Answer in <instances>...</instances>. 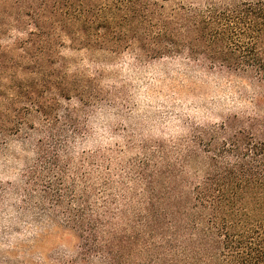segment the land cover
I'll return each mask as SVG.
<instances>
[{"label": "trees", "instance_id": "obj_1", "mask_svg": "<svg viewBox=\"0 0 264 264\" xmlns=\"http://www.w3.org/2000/svg\"><path fill=\"white\" fill-rule=\"evenodd\" d=\"M0 38L22 81L0 94V142L26 110L38 138L23 185L76 234L68 264H264V0H0ZM65 51L236 74L252 111L128 163L77 150L100 74L79 76Z\"/></svg>", "mask_w": 264, "mask_h": 264}, {"label": "rangeland", "instance_id": "obj_2", "mask_svg": "<svg viewBox=\"0 0 264 264\" xmlns=\"http://www.w3.org/2000/svg\"><path fill=\"white\" fill-rule=\"evenodd\" d=\"M4 45L0 38V94L7 100L22 81ZM65 56L79 76L94 79L95 71L100 74L94 84L98 106L89 114L87 137L77 150L128 163L153 145L181 140L194 128L252 111V87L236 74H201L170 59L140 64L128 55L65 51ZM25 111L19 112L24 120L20 131L8 132L0 142V264H68L75 256L76 234L64 226L50 199L40 201L49 192L23 185L38 138L31 129L36 122Z\"/></svg>", "mask_w": 264, "mask_h": 264}]
</instances>
